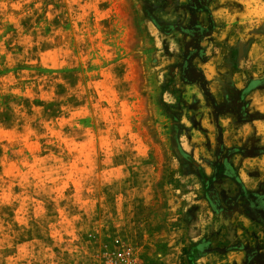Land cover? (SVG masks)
<instances>
[{
    "label": "rangeland",
    "instance_id": "rangeland-1",
    "mask_svg": "<svg viewBox=\"0 0 264 264\" xmlns=\"http://www.w3.org/2000/svg\"><path fill=\"white\" fill-rule=\"evenodd\" d=\"M261 37L264 0H0V264H264V71L247 98L212 81L223 42Z\"/></svg>",
    "mask_w": 264,
    "mask_h": 264
},
{
    "label": "crops",
    "instance_id": "crops-1",
    "mask_svg": "<svg viewBox=\"0 0 264 264\" xmlns=\"http://www.w3.org/2000/svg\"><path fill=\"white\" fill-rule=\"evenodd\" d=\"M204 30L205 29H202L200 27L198 28L197 32H192V34L199 33L200 37L202 36V34L206 33ZM192 37L194 36L192 35ZM207 39L210 41V46L211 44L220 41L216 39L215 32L210 33ZM262 39H264V37L250 41L247 45L241 39H237L235 41V44H233V42L231 41H227L226 44L225 42H223V44L221 45H224L227 50L222 56L220 55L219 62L216 66V76L212 81L218 84V87H220V89L222 88L223 90L224 87L226 88V85L220 80V75L223 74V72L220 71V69L222 68L226 73L230 72V82L228 84V87H231V89H233L236 93L243 96L245 95V98H247L249 94L252 95L256 93L259 87H251L250 91H248L249 89L244 81H249L250 85L260 83L259 81L261 79H258L255 73L256 71H258L259 73L264 71V43H260ZM204 40L202 42L200 41L199 45L195 46V50H192L191 52V57L197 56L199 59H202L207 55V50L205 52L204 49L200 50L199 48L204 47ZM219 43L222 42H218V45H220ZM218 58V56L214 55L213 60H217ZM204 66L206 67V65ZM203 77H205V80L208 83L204 86L207 90V96H214L213 98L217 99L214 93L208 91V88L210 86L209 81L212 77H208L206 71H203L200 74L199 78ZM220 94L222 95L221 99L224 98L223 91H220ZM234 215L235 214H233V216ZM194 245L198 244H193V246L190 247L191 250L188 249L186 250L185 255H181L180 264H253L259 259L258 257L260 255V251L257 252V248H253L252 250H249V247L229 249L225 246H219V248H212L211 246H213V244L206 243V247L199 250L198 247ZM252 254L254 255V257H251Z\"/></svg>",
    "mask_w": 264,
    "mask_h": 264
},
{
    "label": "built area",
    "instance_id": "built-area-1",
    "mask_svg": "<svg viewBox=\"0 0 264 264\" xmlns=\"http://www.w3.org/2000/svg\"><path fill=\"white\" fill-rule=\"evenodd\" d=\"M79 264H142L135 250L126 244L105 247L88 260Z\"/></svg>",
    "mask_w": 264,
    "mask_h": 264
},
{
    "label": "flooded vegetation",
    "instance_id": "flooded-vegetation-1",
    "mask_svg": "<svg viewBox=\"0 0 264 264\" xmlns=\"http://www.w3.org/2000/svg\"><path fill=\"white\" fill-rule=\"evenodd\" d=\"M264 200V199H263Z\"/></svg>",
    "mask_w": 264,
    "mask_h": 264
}]
</instances>
